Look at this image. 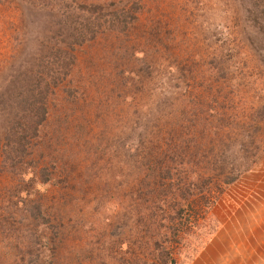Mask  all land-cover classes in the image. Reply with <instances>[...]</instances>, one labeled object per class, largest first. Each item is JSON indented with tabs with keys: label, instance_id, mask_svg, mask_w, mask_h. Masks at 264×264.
Here are the masks:
<instances>
[{
	"label": "rangeland",
	"instance_id": "obj_1",
	"mask_svg": "<svg viewBox=\"0 0 264 264\" xmlns=\"http://www.w3.org/2000/svg\"><path fill=\"white\" fill-rule=\"evenodd\" d=\"M139 2L145 8L143 27L160 20L159 36L168 47L154 50L159 56L155 74L141 78L136 87L132 79L118 80L126 67L121 62L113 68L118 50L113 37H99L76 52L80 75L51 98L47 121L33 140L35 172L45 168L52 179L37 188L38 181L29 184L0 173V264H21V256L23 263L34 264H149V237H162L151 221L161 213L142 200L158 193L134 199L146 193L140 156L129 157L116 142L126 135L129 120L151 126L150 114L158 107L170 67L179 76L180 68L187 70L191 63L199 70L219 64L228 84L247 91L245 106H264V0ZM35 10L26 0H0V86L39 52L45 35L40 26L47 18L42 11L41 18H30ZM175 103L173 111L170 103L163 108L160 123L171 112L179 115L180 103ZM191 161L185 168L197 171ZM205 161H212L210 154ZM15 186H24L27 199L42 204L48 224L13 206L19 199L10 193ZM28 234L40 235L42 244H33ZM177 252L176 264H264V151L252 169L226 187L205 220L180 238ZM155 261L163 264V259Z\"/></svg>",
	"mask_w": 264,
	"mask_h": 264
},
{
	"label": "trees",
	"instance_id": "obj_2",
	"mask_svg": "<svg viewBox=\"0 0 264 264\" xmlns=\"http://www.w3.org/2000/svg\"><path fill=\"white\" fill-rule=\"evenodd\" d=\"M26 1L36 7L30 18H41L40 11L45 14L47 21L40 26L45 35L39 38L38 54L27 58L23 67L0 86V173L14 174L29 184L38 181V188L52 178L45 168L35 172L33 140L47 121L51 98L80 73L76 52L99 37H113L118 45L113 68L118 69L121 62L126 67L119 71L122 78L116 73L118 80L125 84L132 79L136 87L141 78L155 74L159 56L154 50L161 45L168 47L159 36L160 20L143 27L141 15L145 8L139 0L111 4L101 0ZM215 65L199 70L191 63L187 70L180 68L179 76L177 69L170 67L169 75L164 76L158 107L150 114L151 126H142L139 118L129 120L130 126L123 129L126 135L116 142L129 157L140 156L138 169L144 171L142 184L146 193L142 195V187L137 185L134 192L137 190L143 198L134 199L158 193L142 200L161 213L151 221L156 225L157 236L162 237H149L150 257L155 256L148 258L152 262L149 264L156 259H163V264H176L180 238L205 220L226 187L252 169L264 151V106H245L247 91L230 81L228 84L223 79L226 71ZM175 101L180 103L179 115L171 112L169 119L160 123L163 108L170 103L173 111ZM144 128L147 133L143 134ZM137 143L142 146L139 148ZM209 154L210 163L205 161ZM191 159L197 171L185 168ZM19 168L23 172L14 173ZM194 176L196 180H192ZM10 193L19 197L13 206L22 210L21 215L45 218L42 204L27 199L30 192L24 186H15ZM45 219L48 224L49 218ZM28 235L25 236L36 246L42 244L40 235ZM21 260V264L36 262L23 263L22 256Z\"/></svg>",
	"mask_w": 264,
	"mask_h": 264
},
{
	"label": "crops",
	"instance_id": "obj_3",
	"mask_svg": "<svg viewBox=\"0 0 264 264\" xmlns=\"http://www.w3.org/2000/svg\"><path fill=\"white\" fill-rule=\"evenodd\" d=\"M264 258V257H263Z\"/></svg>",
	"mask_w": 264,
	"mask_h": 264
}]
</instances>
